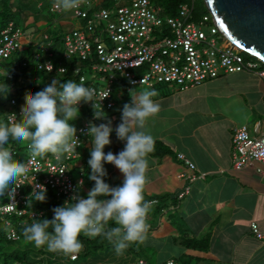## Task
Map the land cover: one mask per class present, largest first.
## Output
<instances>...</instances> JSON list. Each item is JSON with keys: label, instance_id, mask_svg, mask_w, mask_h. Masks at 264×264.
<instances>
[{"label": "crops", "instance_id": "crops-1", "mask_svg": "<svg viewBox=\"0 0 264 264\" xmlns=\"http://www.w3.org/2000/svg\"><path fill=\"white\" fill-rule=\"evenodd\" d=\"M100 1L93 0L94 4ZM38 5L42 8L44 3ZM62 14L59 22L65 30L80 25V21L73 22V15ZM26 19L28 23L32 21L30 17ZM60 31L62 29L56 27L53 34L49 29L43 33L54 36ZM43 33L26 31L21 42L27 48L40 44ZM167 85L166 88L165 84L161 85L164 89L153 98L160 104L159 113L146 122V131L153 136L154 144L162 141L171 149L163 156L150 154L145 188V199L156 202L148 216L144 250L157 248L156 251L162 253L155 260L145 259L138 256L140 247L134 251L131 244L118 255L111 244L106 247V253L101 252L93 259L94 264L104 261L136 264L139 259L146 260L147 264H164L183 254L199 257V264H264V174L257 171V167L263 165L254 162L235 169L232 155L237 126L247 125L254 136L264 133V79L259 71L243 70L184 89ZM145 88L138 86L117 96L115 106L106 111L107 117L93 123L118 127L125 104L133 103L132 93ZM111 139L112 144L105 151H122L125 142L117 138L115 131ZM91 147L87 136L79 157L69 169L74 180L84 181L82 195L91 190L81 171L88 166ZM179 153L192 161L195 168L180 159ZM105 167L112 179L122 184L124 177L120 170L112 164L106 163ZM187 186L189 192L179 198ZM253 222L258 224L262 237L254 233ZM184 237L208 240V247L187 248L182 242ZM70 257L63 261L72 264L80 260ZM91 262L87 259L81 264H93Z\"/></svg>", "mask_w": 264, "mask_h": 264}, {"label": "built area", "instance_id": "built-area-1", "mask_svg": "<svg viewBox=\"0 0 264 264\" xmlns=\"http://www.w3.org/2000/svg\"><path fill=\"white\" fill-rule=\"evenodd\" d=\"M115 2L117 4L114 7L108 8L96 7L92 0H81L79 8L73 10V17L81 21L80 25L65 33L62 38L61 60H76L73 75L77 82L83 78L86 86L95 88L100 95L109 94L101 101L104 110L115 106L116 97L122 95L124 86L128 91L138 85L153 87L165 83L184 89L225 73L258 68V63L246 59L244 50L228 38L211 12V16L205 15L202 20L194 21L188 3L180 5L178 14L165 16L162 7L153 0ZM54 9L64 11L55 5ZM211 17L213 24L208 23ZM24 35L25 32L13 21L1 29L0 75L9 79L14 77V73L6 69L3 63L21 47ZM42 39L46 44L34 51L38 68L54 74L53 79L65 76L68 73L67 66L61 60L54 61L51 35L44 33ZM60 69L65 71L60 72ZM88 69L92 73L90 76L86 75ZM258 71L264 79V70ZM10 104L16 105V98H11ZM85 105L82 103L80 108L84 109L88 119L77 127V139L80 142L78 153L59 160L54 156L33 159L28 175L23 180L24 185L11 194L12 199H0V218L16 216L23 220L44 215L43 210L28 208L29 192L24 190L28 187L32 191L33 186L30 184H44L47 190L55 191L65 201L75 194L74 188L78 181L74 180L69 169L72 161L79 156L90 123L98 120L93 115L94 110L85 111ZM23 109L18 107L9 111V122L23 118ZM12 150L15 156L17 147ZM232 155L235 169L259 162L263 166L257 167V171L264 174V133L254 136L247 125L237 126L233 133ZM178 157L185 160L192 169L195 168V164L183 153H179ZM28 159L26 155L23 163H27ZM189 190V186L185 187L179 198H183ZM7 217V237L20 239L16 226ZM252 229L258 237L263 236L256 222L252 223ZM76 256L75 253L72 258ZM136 264H147V261L139 259ZM165 264L179 263L175 259H168Z\"/></svg>", "mask_w": 264, "mask_h": 264}, {"label": "clouds", "instance_id": "clouds-1", "mask_svg": "<svg viewBox=\"0 0 264 264\" xmlns=\"http://www.w3.org/2000/svg\"><path fill=\"white\" fill-rule=\"evenodd\" d=\"M80 3L81 0H54L55 7L64 11L77 9ZM62 71L65 70L60 69ZM9 91L8 85L7 95ZM7 95L0 86V96ZM108 95H100L95 88L86 86L83 78L79 82H62L55 78L27 97L23 123L0 122V197L13 198L11 194L24 185L23 180L36 157L52 154L59 160L78 153L80 142L75 121L81 115L80 105L91 103L94 117L104 119L107 113L101 101ZM157 95L155 89L133 92V103L125 104L122 122L115 129L110 123H90L88 137L92 147L87 162L90 171L86 175L94 182L91 190L82 195L84 181H78L75 194L53 209L52 219H39L24 227L23 236L27 242L37 248L46 246L50 252L72 255L82 250V235L90 239L103 237L121 255L131 244L146 240L147 220L154 204L145 199L149 156L154 151V138L146 131V122L160 111V104L153 99ZM113 131L125 142L119 153L105 151L112 144ZM13 144L26 145L27 163L16 160ZM106 163L120 170L124 177L122 184L114 187L106 182ZM30 185L33 187L28 206L46 202V186Z\"/></svg>", "mask_w": 264, "mask_h": 264}, {"label": "trees", "instance_id": "trees-1", "mask_svg": "<svg viewBox=\"0 0 264 264\" xmlns=\"http://www.w3.org/2000/svg\"><path fill=\"white\" fill-rule=\"evenodd\" d=\"M23 1H28V0H23ZM153 1L156 3V5H159L162 7L163 9L162 13L165 16H174L178 14L180 5L184 3H188L191 6V9H192L191 19L194 21L202 20L205 15L211 16L210 10L205 0H153ZM19 3L20 2L18 0H0V31L9 22L13 21L17 27L21 28L26 33L27 31L26 28H23L20 25V22L23 18L22 14L24 13V9L22 8V6H19ZM116 4L117 3L115 2V0H101L100 2H96L95 6L112 8ZM54 5L55 4H53V7ZM61 13H65V12L63 11ZM28 15L29 13H26V17ZM77 20L80 21L79 19ZM208 23L213 24L212 17L210 18ZM63 35H64L63 33L57 32L55 33L54 36H51L53 40L52 50L55 52V58H54L55 62L60 61L61 57H63L62 56ZM41 42L42 43L40 44L37 43L34 46L28 47V48H31V53H27V54L21 53L20 52L21 47H20L17 51H15V53L12 55L10 59L6 60L3 63L6 69L14 73V77L12 79H9L7 77H4L3 75H0V77L2 78V82L0 83V86H3V94L7 95L8 85L10 89L13 88V91H9L6 97L0 96V122L2 123H10L7 117L8 112L11 111L12 109H17L18 107L26 108L27 107V104H26L27 97L31 94H34L42 90L43 87L47 83H51L54 77V74H51V73L46 72L45 70L39 69L38 61L34 58V51L37 50L39 46L46 44V42L43 41V39ZM33 49L35 50L32 52ZM243 54L246 57V59L252 60L254 62L259 61L264 66V63L260 61L257 57L251 55L250 53L246 51H243ZM62 60L61 62H63L68 68V73L65 76H59V79H61L62 82L66 80H73L77 82L76 77L73 75V66L76 60L69 61L68 59H65V58H62ZM33 64H35L38 70L42 73L43 78L40 83L32 81L31 75L28 74V70L30 69V66ZM260 70H264V68H261ZM123 88L124 89H122L123 90L122 95H125L127 91H126L125 86ZM11 98H16L17 100L16 105L13 106L10 104ZM104 111L106 112L109 110H104ZM16 122L23 123L24 119L20 118ZM75 125L76 127L79 126V124H77L76 121H75ZM13 147H17V153H18V149L24 146L13 144L12 148ZM170 152H171V149L167 145H165L162 141H157L154 144V151L152 154H154L155 156H163ZM47 156L48 154L41 158H45ZM76 159H74L72 162H74ZM24 160L25 158L22 160V162H24ZM88 171H90V169L87 166L83 174H84L85 182L90 187H92L94 182L88 179V176L86 175ZM107 172H108V176L105 177L106 182L114 187L120 185L119 181L117 180L115 181L112 179L108 170ZM24 191L27 193L31 192L28 187L25 188ZM159 198L163 199L164 197H159ZM0 199H2V201H5L7 199V196L0 197ZM64 202H65V199L57 196L55 191L47 190V201L46 202H34L32 206H28L30 210L32 209L43 210L44 215L42 217H39L36 219L26 218V219H23L25 220L23 221L22 218H18L16 216H12V217L5 216L9 218L11 221H13L14 225L16 226V229L18 233L20 234V239L18 240H12L7 237L6 231H7L8 226L5 224L6 218L1 217L0 218V260L4 259V264H55V263H59L60 261H63V259L65 258L71 259L70 257L71 255H65L60 252H55V253L50 252L47 250L46 246L37 248L35 247L33 243L27 242L23 236V229L25 226L30 225L34 222H37L39 219H43V218L52 219L54 216L53 209L55 207L63 205ZM110 225L115 226L114 223H110ZM81 240L84 246L81 251L76 253L77 254L76 258H73V259L78 258V259L86 261L87 259H89L87 257L89 254L99 253V250L102 247L104 246L108 247L111 245L103 237H97L95 239H90L82 235ZM20 242L27 243L28 244L27 247H24L22 244H20V246H15L16 243H20ZM182 242H183V245L187 248L206 249L208 247V240L198 239L194 237H184ZM175 260L178 261L179 264H199L198 263L199 257L195 255L183 254L180 257L175 258Z\"/></svg>", "mask_w": 264, "mask_h": 264}, {"label": "rangeland", "instance_id": "rangeland-1", "mask_svg": "<svg viewBox=\"0 0 264 264\" xmlns=\"http://www.w3.org/2000/svg\"><path fill=\"white\" fill-rule=\"evenodd\" d=\"M18 1L20 2L19 6H22V8L24 9V13L22 14V17L24 19L22 18V20L20 22V25L23 28H26L27 32L33 31L35 34L36 33L37 34L38 33L41 34L45 30L49 29L51 34H53L54 31L56 30V27H58L59 29H62V31H60V32L63 33V34L68 32L67 29H66L67 30L66 31L64 28H62V26H60V22L59 21H60V18L63 17V14L61 12H59L58 10L54 9V7H53L54 0H28V1L18 0ZM39 2H43L44 3V6L42 8L38 5ZM64 12L67 15H72L73 14V10L64 11ZM26 13H29V16H27V17L28 18L30 17L32 19V21L30 20L31 22H29V23H28V21L26 19ZM73 20H74V18H73ZM73 22L77 23L78 20L75 18V20ZM205 29L207 30L208 27H205ZM22 41H23V39H22ZM20 52L24 53V54L31 53V48H27L25 46V44L23 45V43H22ZM32 52H33V50H32ZM257 63H258V68L255 71H258L261 68H264L262 63H260L259 61H257ZM86 73H87L86 74L87 76H90L92 74V73H90L89 69L86 70ZM28 74L31 75L32 81L38 82V83H40L42 81V78H43L42 73L38 70V68H37V66L35 64L30 66V69L28 70ZM161 85L162 84H156L154 87L145 86V85H138V86L139 87L140 86H144V87L151 88V89L155 88L156 86H159L155 90L157 91V93L160 94L161 90H163L164 88H166L168 86L167 84H165V87L162 88ZM138 86H136V87H138ZM132 89H134V88H132ZM88 110H89V112L93 111V108L91 107L90 104H86L85 105V111H88ZM80 112H81V115L76 121L77 124H79V125H81L86 119H88V117L86 116V112H84V109L80 108ZM26 152H27L26 145L24 147H22V148H19L18 149V153L15 155L16 160L22 162V160L27 155ZM52 156H53L52 154H48L49 158H52ZM74 175L76 177L78 176V174L76 172H74ZM24 243L25 242L16 243L15 246H20V244L24 245ZM132 246H133V250L134 251H135V249L138 250V248L140 247L141 251H140L138 256H143V257H145V259L149 258L150 260H155L156 258H158V256H160L159 254L162 253L161 250L159 252L156 251L157 248H155L156 249L155 251L144 250L145 247L143 246V243H138V244L137 243H133ZM111 249H113V248L111 247ZM101 252L103 254L106 253V247L105 246L102 247L99 250V253H101ZM167 252H168V249L166 251H164V253H167ZM99 253H96V254L95 253H91V254H89L87 256L89 259H91V261H92L91 263L94 264L93 259L98 257ZM83 261L84 260L80 259L79 261L72 262V264H81ZM0 264H4V259L0 260ZM55 264H70V263L62 261V262L55 263ZM95 264H97V262ZM99 264H101V263H99ZM102 264H113V262L112 261H109V262L108 261H104Z\"/></svg>", "mask_w": 264, "mask_h": 264}, {"label": "water", "instance_id": "water-1", "mask_svg": "<svg viewBox=\"0 0 264 264\" xmlns=\"http://www.w3.org/2000/svg\"><path fill=\"white\" fill-rule=\"evenodd\" d=\"M228 38L264 63V0H205Z\"/></svg>", "mask_w": 264, "mask_h": 264}]
</instances>
